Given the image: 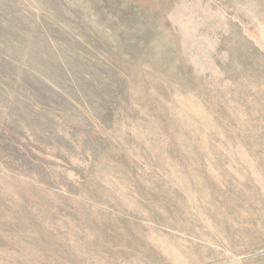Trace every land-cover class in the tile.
Segmentation results:
<instances>
[{
  "label": "rangeland",
  "instance_id": "374dc122",
  "mask_svg": "<svg viewBox=\"0 0 264 264\" xmlns=\"http://www.w3.org/2000/svg\"><path fill=\"white\" fill-rule=\"evenodd\" d=\"M0 264H264V0H0Z\"/></svg>",
  "mask_w": 264,
  "mask_h": 264
}]
</instances>
